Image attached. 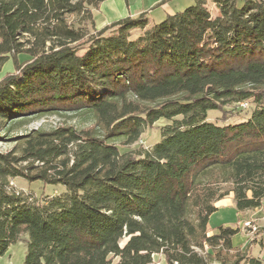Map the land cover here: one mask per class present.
Here are the masks:
<instances>
[{"label": "trees", "instance_id": "obj_1", "mask_svg": "<svg viewBox=\"0 0 264 264\" xmlns=\"http://www.w3.org/2000/svg\"><path fill=\"white\" fill-rule=\"evenodd\" d=\"M103 1L0 0V70L14 66L0 80V128L93 118L0 152V257L26 234L23 264H260L254 240L232 246L239 228L208 225L230 194L237 213L264 199V0H193L150 28L139 14L96 29ZM243 103L241 122L207 120ZM161 119L159 142L120 152ZM15 178L66 191L29 201Z\"/></svg>", "mask_w": 264, "mask_h": 264}, {"label": "rangeland", "instance_id": "obj_2", "mask_svg": "<svg viewBox=\"0 0 264 264\" xmlns=\"http://www.w3.org/2000/svg\"><path fill=\"white\" fill-rule=\"evenodd\" d=\"M189 1V2H188ZM185 2L184 0H180L178 2H172L169 4V8L171 12L175 13L178 11H183L185 8L191 6L193 4V0H188ZM238 5L242 4V0H237ZM209 10L213 16L218 14L217 9L214 5L208 3ZM94 14L96 11L93 12ZM163 12L161 10H154L153 14L150 15L149 24L147 28H150L152 25L160 23L165 19L163 17ZM95 22L97 25L100 24V18H96ZM99 26H96V29H99ZM138 34V33H136ZM14 72L13 62L9 60L6 62L0 70V80L7 74ZM250 106L248 105L240 114H236L235 116L230 117L227 121L223 123L220 120L221 114L215 110L208 111L207 120L210 122H217L218 125L224 124H233L236 122H241L244 118V114L249 112ZM93 123L92 115L86 112H78L74 114H62V115H53V116H45V117H33L26 122L10 124L4 128H0V152L9 151L14 142L12 140L13 137L26 134L30 130L36 129H47L49 127L59 125V124H67L72 125L77 128L88 127ZM166 122L161 119L157 121L153 127L145 128L139 140L131 145H120L117 143L120 152H133L139 149H150L155 143L159 142L161 139V130L160 128L165 126ZM11 190L22 194L23 197H29V201H35L39 195L43 194L48 197H53L55 195H62L65 193V188L62 185H44L40 181L35 182H27L22 178H15L10 180ZM224 218L230 219L229 212L223 214ZM218 216H213L209 222L208 229L212 230L215 226L218 225ZM226 219V220H227ZM242 223V228L244 226ZM250 223V222H249ZM251 224V223H250ZM244 229V228H243ZM245 230V229H244ZM214 232V231H213ZM247 232V231H246ZM248 234V233H247ZM251 236V235H249ZM28 241V237L26 234H23L19 237L18 242L10 245L8 250L5 252L3 256L0 257V264H23L24 256L26 252V242ZM156 264H160L161 260L158 261V258H155Z\"/></svg>", "mask_w": 264, "mask_h": 264}, {"label": "crops", "instance_id": "obj_3", "mask_svg": "<svg viewBox=\"0 0 264 264\" xmlns=\"http://www.w3.org/2000/svg\"><path fill=\"white\" fill-rule=\"evenodd\" d=\"M184 1L187 2L188 0ZM172 2H177V0H104L99 6V10L94 14V19L100 18V24H96V26L101 28L113 21L134 17L139 14H145L149 17L155 9L161 10L163 17H165L167 14L173 13L168 6ZM215 207L217 211L210 217V220L213 216L219 215L217 219L218 225L233 229L239 228L240 230L232 238V246L244 250L249 241L254 240L250 244L249 255L259 260L260 264H264V199L259 208L237 213L234 208L233 196L230 194L226 198L217 201ZM226 212H229L230 219L226 218V220L224 218L223 214ZM243 222H250L251 225L257 228V232L249 236L246 230L242 228ZM212 233H214L213 230H210L209 235Z\"/></svg>", "mask_w": 264, "mask_h": 264}, {"label": "built area", "instance_id": "obj_4", "mask_svg": "<svg viewBox=\"0 0 264 264\" xmlns=\"http://www.w3.org/2000/svg\"><path fill=\"white\" fill-rule=\"evenodd\" d=\"M243 108L246 107V104H241ZM243 228L247 231L248 235H253L255 232H257V228L253 225H251L249 222L244 223Z\"/></svg>", "mask_w": 264, "mask_h": 264}]
</instances>
